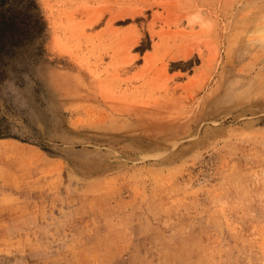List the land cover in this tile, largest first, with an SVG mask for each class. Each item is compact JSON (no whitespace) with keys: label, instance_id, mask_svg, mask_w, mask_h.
I'll return each mask as SVG.
<instances>
[{"label":"rangeland","instance_id":"obj_1","mask_svg":"<svg viewBox=\"0 0 264 264\" xmlns=\"http://www.w3.org/2000/svg\"><path fill=\"white\" fill-rule=\"evenodd\" d=\"M0 264H264V0H0Z\"/></svg>","mask_w":264,"mask_h":264},{"label":"bare ground","instance_id":"obj_2","mask_svg":"<svg viewBox=\"0 0 264 264\" xmlns=\"http://www.w3.org/2000/svg\"><path fill=\"white\" fill-rule=\"evenodd\" d=\"M168 3V2H167ZM170 3V2H169ZM164 4V3H163ZM173 5H174V3H173ZM176 5V4H175ZM175 7V6H174ZM179 57H181V59H182V62H183V65H188V63L190 62V61H193V60H191L192 58H193V54H192V52H188V53H185V54H183V55H181V56H179Z\"/></svg>","mask_w":264,"mask_h":264}]
</instances>
